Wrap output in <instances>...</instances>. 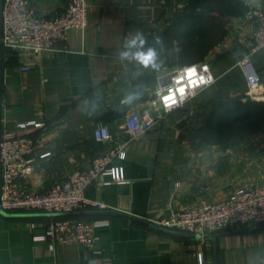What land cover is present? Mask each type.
<instances>
[{"label": "crops", "instance_id": "obj_1", "mask_svg": "<svg viewBox=\"0 0 264 264\" xmlns=\"http://www.w3.org/2000/svg\"><path fill=\"white\" fill-rule=\"evenodd\" d=\"M87 1L86 26L70 29L54 49L35 53L2 46L0 132H26L36 140L26 183L32 190L46 191L123 142L125 157L112 161L121 178L95 179L84 195L105 207H86L81 215L7 212L24 214L10 216L0 211V264H199L198 252L203 264H264V223L193 236L148 221L184 205L224 198L240 186L264 184V132L224 145H193L180 137L181 122L192 120L213 100L246 96L238 61L250 40L251 23L232 16L228 33L206 55L214 83L166 113L148 132L128 139L121 130L125 113L149 107L154 90L176 66L157 56L159 69H144L134 60H119L118 52L138 32L146 41L157 36L187 11L190 0ZM243 1L264 7V0ZM67 3L29 0L40 15L59 14ZM250 60L263 90V98L255 100H264V47ZM22 65L29 69L21 70ZM130 94L138 96L129 104L125 97ZM123 107L124 114L111 115ZM27 121L45 125L18 128ZM101 125L107 126L109 141H95L94 131ZM66 217L94 223L91 248L74 243L51 248L46 239L35 238L44 234L51 218ZM30 222L36 226L30 228Z\"/></svg>", "mask_w": 264, "mask_h": 264}, {"label": "built area", "instance_id": "obj_2", "mask_svg": "<svg viewBox=\"0 0 264 264\" xmlns=\"http://www.w3.org/2000/svg\"><path fill=\"white\" fill-rule=\"evenodd\" d=\"M87 7V0H68L61 13L40 15L30 6L29 0H3L2 46L15 50L28 49L35 53L54 49L58 43L66 41L70 29H83L86 26ZM242 16L251 23L252 31L238 65L246 82V96L262 99V84L250 55L264 47V7L248 6ZM20 69L27 70L29 66L22 65ZM215 80L206 60L172 69L169 80L154 90L149 107L127 110L121 130L128 139L143 135L154 128L166 113L181 106L185 100ZM44 125V122L38 121L17 124L20 129L27 126L39 129ZM110 137L105 125L94 131L97 142L109 141ZM35 145L36 140L29 133L1 130L0 210L24 213L40 211L52 215L79 211L90 206L105 207L102 202L86 197L84 191L95 179L106 175L120 180L119 170L112 161L116 157H125L123 142L95 156L89 167L72 171L65 179L53 183L44 192L32 190L26 184L33 171L32 155ZM148 221L164 228L200 236L224 229L260 225L264 223V184L240 186L224 198L184 205ZM29 226L34 228L36 225L30 222ZM35 238L46 239L51 248L56 244L69 243L91 248L95 240L94 223L82 218H51L44 225V234ZM197 255L199 264H203L202 253L198 252Z\"/></svg>", "mask_w": 264, "mask_h": 264}, {"label": "trees", "instance_id": "obj_3", "mask_svg": "<svg viewBox=\"0 0 264 264\" xmlns=\"http://www.w3.org/2000/svg\"><path fill=\"white\" fill-rule=\"evenodd\" d=\"M189 2L187 11H181L164 30L149 38L144 45L143 50L154 48L160 60L170 67L204 61L209 51L228 33L230 18L242 16L248 10L243 0ZM124 113L123 107L111 115ZM180 128V137L193 145H224L250 137L264 132V100L249 96L221 97L213 100L207 108L198 110L189 122H181ZM256 226L259 225L246 229Z\"/></svg>", "mask_w": 264, "mask_h": 264}, {"label": "clouds", "instance_id": "obj_4", "mask_svg": "<svg viewBox=\"0 0 264 264\" xmlns=\"http://www.w3.org/2000/svg\"><path fill=\"white\" fill-rule=\"evenodd\" d=\"M146 43L145 38L141 33H136L133 38H126L123 44V48L125 50L118 52V59L121 61L124 60H134L142 66L144 69L152 68L154 70H158L160 65L157 63V52L154 48H148L146 51L144 49V45ZM140 49L135 52L128 51V49ZM162 87H164L162 85ZM138 94H130L125 97L126 103H132L134 99H136Z\"/></svg>", "mask_w": 264, "mask_h": 264}, {"label": "water", "instance_id": "obj_5", "mask_svg": "<svg viewBox=\"0 0 264 264\" xmlns=\"http://www.w3.org/2000/svg\"><path fill=\"white\" fill-rule=\"evenodd\" d=\"M2 5H3V0H0V85H1V50H2V39H1V28H2V16H1V11H2ZM3 214L5 215H14V216H17V215H24V214H11V213H7L6 211H3V210H0ZM85 212L87 211H73V212H65V213H54L52 215H81V214H84ZM48 215H50L49 213H46ZM26 215H30L29 214H26ZM143 222V221H142ZM193 236H200V235H193ZM215 256H216V253H215Z\"/></svg>", "mask_w": 264, "mask_h": 264}]
</instances>
